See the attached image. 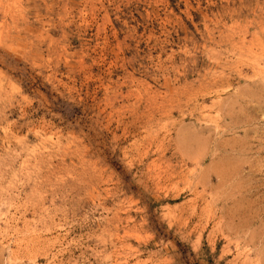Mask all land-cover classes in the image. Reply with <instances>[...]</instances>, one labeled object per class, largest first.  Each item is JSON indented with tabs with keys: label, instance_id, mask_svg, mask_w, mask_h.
Instances as JSON below:
<instances>
[{
	"label": "rangeland",
	"instance_id": "obj_1",
	"mask_svg": "<svg viewBox=\"0 0 264 264\" xmlns=\"http://www.w3.org/2000/svg\"><path fill=\"white\" fill-rule=\"evenodd\" d=\"M0 264H264V0H0Z\"/></svg>",
	"mask_w": 264,
	"mask_h": 264
},
{
	"label": "bare ground",
	"instance_id": "obj_2",
	"mask_svg": "<svg viewBox=\"0 0 264 264\" xmlns=\"http://www.w3.org/2000/svg\"><path fill=\"white\" fill-rule=\"evenodd\" d=\"M261 39V38H260ZM258 43V42H257ZM259 68V67H258ZM249 86V85H248Z\"/></svg>",
	"mask_w": 264,
	"mask_h": 264
}]
</instances>
